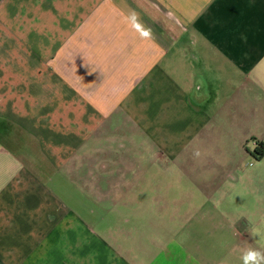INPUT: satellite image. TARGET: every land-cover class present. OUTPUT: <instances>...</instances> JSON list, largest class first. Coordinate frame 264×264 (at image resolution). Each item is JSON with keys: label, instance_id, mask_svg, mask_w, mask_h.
Returning a JSON list of instances; mask_svg holds the SVG:
<instances>
[{"label": "crops", "instance_id": "obj_1", "mask_svg": "<svg viewBox=\"0 0 264 264\" xmlns=\"http://www.w3.org/2000/svg\"><path fill=\"white\" fill-rule=\"evenodd\" d=\"M248 141L264 143V0H0V264H243L246 247L264 252V158ZM173 167L207 182L142 195ZM243 186L245 206L222 192ZM147 202L251 227L131 249L119 225H95L129 216L84 210Z\"/></svg>", "mask_w": 264, "mask_h": 264}, {"label": "rangeland", "instance_id": "obj_2", "mask_svg": "<svg viewBox=\"0 0 264 264\" xmlns=\"http://www.w3.org/2000/svg\"><path fill=\"white\" fill-rule=\"evenodd\" d=\"M248 148L251 150V154L254 152V147H256V143L254 146V143L252 141H248ZM132 158H138L136 157V154H130V157ZM134 156V157H133ZM233 157L227 156L224 157L225 161L227 162L225 165L222 166L221 171L219 172V177H224L226 175V172L230 168V164L232 162H229L230 159ZM142 163H141V162ZM248 161V162H247ZM247 163H245L243 166L241 165V171L239 173V183L237 184H246L250 185V178L247 177L248 169H251L254 167V165L257 164V161L255 159L247 158ZM141 164H144L143 158L138 160ZM150 161L147 159L146 164H149ZM262 165H264V161L260 162ZM259 163V164H260ZM157 164H163L164 166H170L172 164V161L166 157H161ZM184 164H186V161H184ZM143 166V165H142ZM141 166V167H142ZM247 166V167H246ZM249 175V174H248ZM206 177L204 176L203 172L198 173L196 176H194L191 172H185L183 170H178L177 168L173 167L172 169H165L164 172H161L158 175L157 180H151L147 181L146 183H149L150 185L146 189L139 190L142 192V195L146 197L147 199L151 196L158 195L159 196V202L162 201V199L166 196L170 197L171 189L174 186L175 188V194L176 195H186L189 193L194 192L193 191V185L191 181H198L199 183L207 182ZM213 182V179L211 180V183ZM173 185V186H171ZM160 189V193H156L157 189ZM171 188V189H170ZM246 187L243 186L240 187H227L222 190L224 194L227 195V197L235 198L237 197V206H245L243 202V196L237 193V190L245 189ZM135 193V192H134ZM135 196H138L137 194H134ZM157 203H144L143 205H137L135 203H132L128 206V209H123L118 206H112V205H84L87 206L84 210H93L97 212H110L111 209L113 213L116 214H123L130 217L129 224H123L125 221H118V220H99L95 221L96 228L102 229V228H112V224H114L115 228L119 225L120 233H122L121 236L115 237L116 239H119L118 241L128 243V247H132L133 245H139L140 243H143L141 245L147 247V250L149 248H153L154 246L151 244V240H155L154 232L159 233L161 236H157L156 238H160L158 243L165 244L169 242L172 238V235H176L177 233H188L192 231H196L197 228H207V230L214 231L216 228H224L229 229L230 226H233L235 228L239 229H246L248 227H251V221L242 219L241 214L236 213H229L227 216V219H220V218H214L211 220H203L202 217L199 215V211L205 205L203 203H197V204H183L180 203L178 205L177 209L172 208V204H159ZM230 208L234 207V204L228 205ZM174 207V205H173ZM173 211H180V215H185L187 212L190 219H173ZM142 233H145L147 235H142ZM187 239L188 237H181ZM127 241V242H126ZM132 249V248H131Z\"/></svg>", "mask_w": 264, "mask_h": 264}, {"label": "clouds", "instance_id": "obj_3", "mask_svg": "<svg viewBox=\"0 0 264 264\" xmlns=\"http://www.w3.org/2000/svg\"><path fill=\"white\" fill-rule=\"evenodd\" d=\"M135 16V14H133ZM136 24L137 28L139 29V35L142 38H148L151 35V30L146 29L143 27V25L140 24L138 18H136ZM201 153L199 151L194 152V157H199ZM253 236L259 235L260 239H264V234L255 231L252 232ZM243 264H264V252L252 248V247H246L243 251L242 257H241Z\"/></svg>", "mask_w": 264, "mask_h": 264}, {"label": "trees", "instance_id": "obj_4", "mask_svg": "<svg viewBox=\"0 0 264 264\" xmlns=\"http://www.w3.org/2000/svg\"><path fill=\"white\" fill-rule=\"evenodd\" d=\"M253 154H254V158L258 161L264 158V143L257 142Z\"/></svg>", "mask_w": 264, "mask_h": 264}]
</instances>
